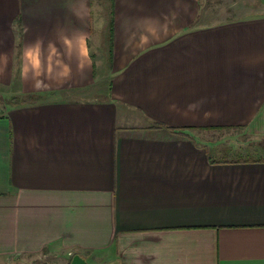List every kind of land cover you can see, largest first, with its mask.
<instances>
[{"label":"crops","instance_id":"1","mask_svg":"<svg viewBox=\"0 0 264 264\" xmlns=\"http://www.w3.org/2000/svg\"><path fill=\"white\" fill-rule=\"evenodd\" d=\"M202 1L0 0V264H264L263 157L214 141L264 138V15Z\"/></svg>","mask_w":264,"mask_h":264},{"label":"rangeland","instance_id":"2","mask_svg":"<svg viewBox=\"0 0 264 264\" xmlns=\"http://www.w3.org/2000/svg\"><path fill=\"white\" fill-rule=\"evenodd\" d=\"M224 1V0H223ZM203 10L208 13V20H224V19H234V18H245L251 16H261L264 15V0H232L230 3H219L218 0H205L202 1ZM98 75H103V66L98 64ZM107 75L106 73L104 76ZM108 81L103 82L104 87L107 86ZM103 86V85H102ZM101 88V86H99ZM103 88V87H102ZM101 88V89H102ZM99 95V94H98ZM50 98V97H49ZM57 98H63V95H59ZM98 99H103V96H97ZM17 101L15 99H10V96L0 89V110L1 112L7 107L8 104L15 105ZM223 135L216 136L214 141L220 143L218 148L222 152V156L225 158H239V157H253V158H264V138H251L245 135V132L239 130H231L227 132H222ZM203 144L207 145L209 148L212 146L204 141ZM53 257L50 256H40L35 259L24 258V257H12L10 264L18 263H35L36 264H56L55 262L61 263L59 259L51 260Z\"/></svg>","mask_w":264,"mask_h":264},{"label":"water","instance_id":"3","mask_svg":"<svg viewBox=\"0 0 264 264\" xmlns=\"http://www.w3.org/2000/svg\"><path fill=\"white\" fill-rule=\"evenodd\" d=\"M71 264H88V263L80 255H75V256H73V258L71 260Z\"/></svg>","mask_w":264,"mask_h":264},{"label":"trees","instance_id":"4","mask_svg":"<svg viewBox=\"0 0 264 264\" xmlns=\"http://www.w3.org/2000/svg\"><path fill=\"white\" fill-rule=\"evenodd\" d=\"M263 143H264V141H263ZM264 146V145H263ZM264 161V158H262V159H258V160H250V161H247V162H261V161Z\"/></svg>","mask_w":264,"mask_h":264}]
</instances>
